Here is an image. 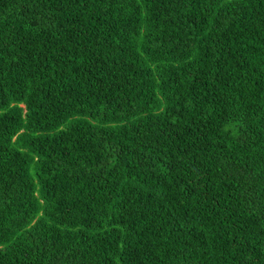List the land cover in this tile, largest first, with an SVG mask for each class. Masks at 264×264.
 I'll list each match as a JSON object with an SVG mask.
<instances>
[{
  "label": "trees",
  "instance_id": "16d2710c",
  "mask_svg": "<svg viewBox=\"0 0 264 264\" xmlns=\"http://www.w3.org/2000/svg\"><path fill=\"white\" fill-rule=\"evenodd\" d=\"M0 264H264V0H0Z\"/></svg>",
  "mask_w": 264,
  "mask_h": 264
}]
</instances>
